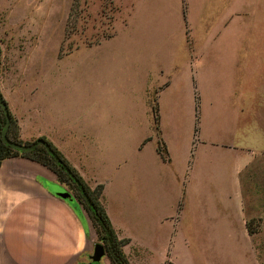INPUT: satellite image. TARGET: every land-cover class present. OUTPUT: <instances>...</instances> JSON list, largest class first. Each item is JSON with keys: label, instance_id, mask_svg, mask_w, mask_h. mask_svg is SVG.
<instances>
[{"label": "rangeland", "instance_id": "1", "mask_svg": "<svg viewBox=\"0 0 264 264\" xmlns=\"http://www.w3.org/2000/svg\"><path fill=\"white\" fill-rule=\"evenodd\" d=\"M167 78L180 125L198 129L188 171L177 155L147 179L140 161L156 137L137 147ZM0 92L32 119L99 136L89 155L103 172L122 145L128 163L106 195L130 264H264V0H0ZM225 130L231 140L204 139Z\"/></svg>", "mask_w": 264, "mask_h": 264}, {"label": "crops", "instance_id": "2", "mask_svg": "<svg viewBox=\"0 0 264 264\" xmlns=\"http://www.w3.org/2000/svg\"><path fill=\"white\" fill-rule=\"evenodd\" d=\"M208 40L213 42L215 37ZM231 46L234 47L233 44ZM234 49L235 47L231 51ZM193 61L191 58L189 65L191 66L192 84L195 86ZM158 68L159 72H163V66ZM158 88V99L156 95L159 111L158 133L152 119L151 132L143 137L137 147L138 151L144 152L147 142H151L153 135L156 137L148 147L147 152L150 155L143 156L140 161V169L145 173L147 179L149 175L151 178L156 175L160 168H164L165 164L174 162L177 155L180 156L179 163L182 164L179 171H188L190 169L189 156L192 155L194 143L193 119H185L180 125V119H177L174 112V108L177 106L179 84L173 83L167 78ZM3 96L7 100L10 110L12 112L16 110L19 114V137L23 141H32L40 135L46 136L90 186L103 183L102 202L118 237H126L129 239L128 242H133L132 238L124 234L117 226L112 206L106 195L107 188L112 182H115L113 181L115 180V171L120 170L128 163V155L123 151L122 145L118 142L112 146L114 149L113 170L109 169V172H103L93 163L89 155L91 145L95 148L102 145L99 136L87 133L74 135L72 129L69 133L68 129L63 130L62 126L53 125L48 122V119H32L29 111L22 112L20 110L15 99V106H11L13 102L10 98L4 92ZM95 120L98 122L100 119ZM217 122L221 123L222 121L217 119ZM225 132L228 134L226 130ZM113 137L120 141L122 134L117 133ZM233 137L229 134L214 133L213 135L208 132L204 134V139H208V141L212 139L226 141ZM123 138L125 141V136ZM159 139L166 147L168 159H163L157 149ZM203 142L205 141L203 140ZM212 144L228 147L235 152H243L245 148H250L224 142ZM245 163L246 160L238 164L234 163L233 166V187H235L238 201L242 197L240 169ZM67 191L70 193V197L60 196V193ZM185 191L181 193L179 206L182 205ZM225 196L230 197V194L227 193ZM97 240V234L82 205L72 195L67 185L57 179L51 168L20 155L6 157L1 161L0 264H83L90 261V255ZM128 242L123 245L125 253ZM103 256L106 259L104 264H111L108 256L106 254Z\"/></svg>", "mask_w": 264, "mask_h": 264}, {"label": "trees", "instance_id": "3", "mask_svg": "<svg viewBox=\"0 0 264 264\" xmlns=\"http://www.w3.org/2000/svg\"><path fill=\"white\" fill-rule=\"evenodd\" d=\"M153 100V121L155 130L158 133V103L156 98ZM5 102L7 103L6 99ZM9 113L10 122L6 131L7 137L19 143H31L32 141H23L21 138H19V125L17 119L14 117L10 109ZM4 124L5 114L0 106V164L1 161L6 157L20 155L41 162L42 164L51 168L55 172L59 181L64 182L75 189V197L82 205L85 213L90 219L91 225L97 234L98 241H101V243L104 245L106 252L105 254L110 259L111 264H130L128 257L123 250V245L126 244L129 239L126 237H118L110 221V218L102 202L103 183H97L93 187L90 186L77 171V169L65 158L61 151L44 135H40L37 138L46 140L53 150L59 155L62 163L57 162L54 156L49 153L42 144H37L35 147L28 150H20L10 146L5 141H3L1 137ZM197 129L198 128L195 127V133ZM12 130L14 132H12ZM157 149L163 159H168L166 147L161 139L158 140ZM66 167L69 169V171L66 170Z\"/></svg>", "mask_w": 264, "mask_h": 264}, {"label": "water", "instance_id": "4", "mask_svg": "<svg viewBox=\"0 0 264 264\" xmlns=\"http://www.w3.org/2000/svg\"><path fill=\"white\" fill-rule=\"evenodd\" d=\"M0 106H1V108L5 114V124H4V127H3L2 132H1V137H2L3 141H5L10 146L17 148V149H20V150H28V149L35 147L37 144H42L46 148V150L54 156V158L57 162L62 163V160L59 157V155L53 150V148L48 144V142L42 138H36L31 143H19V142H15V141L9 139L7 137L6 131H7V128H8L9 122H10V113H9V108L7 106V103L5 102V99L3 98V95L1 94V92H0ZM66 170L69 171V169L67 167H66ZM60 196L61 197H70L71 195L67 191V192L60 193ZM105 253L106 252H105L104 245L101 242L97 241L94 243L93 251L90 255V261L87 263H83V264H93L94 261H99L101 259V257L103 255H105Z\"/></svg>", "mask_w": 264, "mask_h": 264}]
</instances>
